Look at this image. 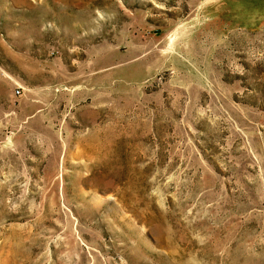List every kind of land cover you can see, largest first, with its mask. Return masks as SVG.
<instances>
[{"label":"rangeland","instance_id":"obj_1","mask_svg":"<svg viewBox=\"0 0 264 264\" xmlns=\"http://www.w3.org/2000/svg\"><path fill=\"white\" fill-rule=\"evenodd\" d=\"M217 4L0 0V264H264V24Z\"/></svg>","mask_w":264,"mask_h":264},{"label":"crops","instance_id":"obj_2","mask_svg":"<svg viewBox=\"0 0 264 264\" xmlns=\"http://www.w3.org/2000/svg\"><path fill=\"white\" fill-rule=\"evenodd\" d=\"M217 9L236 28L257 29L264 24V0H218Z\"/></svg>","mask_w":264,"mask_h":264},{"label":"built area","instance_id":"obj_3","mask_svg":"<svg viewBox=\"0 0 264 264\" xmlns=\"http://www.w3.org/2000/svg\"><path fill=\"white\" fill-rule=\"evenodd\" d=\"M17 92H19V90Z\"/></svg>","mask_w":264,"mask_h":264}]
</instances>
